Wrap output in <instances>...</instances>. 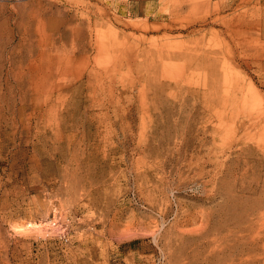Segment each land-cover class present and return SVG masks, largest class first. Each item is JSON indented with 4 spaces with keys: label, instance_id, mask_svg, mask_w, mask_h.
<instances>
[{
    "label": "rangeland",
    "instance_id": "obj_1",
    "mask_svg": "<svg viewBox=\"0 0 264 264\" xmlns=\"http://www.w3.org/2000/svg\"><path fill=\"white\" fill-rule=\"evenodd\" d=\"M179 2L0 0V264H264V0Z\"/></svg>",
    "mask_w": 264,
    "mask_h": 264
},
{
    "label": "bare ground",
    "instance_id": "obj_2",
    "mask_svg": "<svg viewBox=\"0 0 264 264\" xmlns=\"http://www.w3.org/2000/svg\"><path fill=\"white\" fill-rule=\"evenodd\" d=\"M178 2H179V0H177ZM175 3V2H174ZM180 3V2H179ZM178 3V4H179ZM177 4V3H176ZM209 4H210V1H209ZM180 10V9H179ZM183 10V9H182ZM183 12V11H182ZM152 18H154V17H152ZM170 19H171V17H170ZM142 22V21H141ZM166 23V22H165ZM149 24V23H148ZM171 24H172V22H171ZM145 25V24H144ZM150 25V24H149ZM157 25V24H156ZM166 25H168V23L166 24ZM189 25V24H188ZM191 25V24H190ZM143 26V25H142ZM148 27V26H147ZM146 26H145V28H147ZM173 27V26H172ZM138 28V27H137ZM180 28V27H179ZM178 28V29H179ZM140 29V28H139ZM172 29V28H171ZM150 30V29H149ZM167 30V29H166Z\"/></svg>",
    "mask_w": 264,
    "mask_h": 264
}]
</instances>
